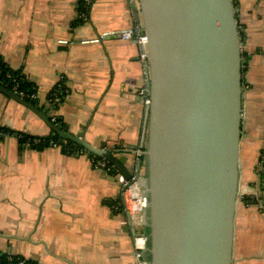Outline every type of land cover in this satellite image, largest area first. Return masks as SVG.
<instances>
[{
  "label": "crops",
  "instance_id": "obj_1",
  "mask_svg": "<svg viewBox=\"0 0 264 264\" xmlns=\"http://www.w3.org/2000/svg\"><path fill=\"white\" fill-rule=\"evenodd\" d=\"M0 0V60L36 90L73 136L85 134L127 162L135 174L147 106L139 96L145 71L136 42L108 34L140 25L137 0ZM243 58L241 201L258 197L264 150V0H235ZM86 14V20L81 18ZM101 37V38H100ZM66 40L69 45H60ZM99 40L97 43H84ZM67 95L49 105L52 91ZM0 254L37 264H138L144 235L135 206L122 205L115 173L96 169L90 155L61 145L39 149L18 139L54 137L33 112L0 93ZM236 218L235 264H264V210L244 206ZM128 215L132 218L130 228ZM147 249V243H146ZM145 249V250H146ZM143 258L147 262L146 252Z\"/></svg>",
  "mask_w": 264,
  "mask_h": 264
},
{
  "label": "water",
  "instance_id": "obj_2",
  "mask_svg": "<svg viewBox=\"0 0 264 264\" xmlns=\"http://www.w3.org/2000/svg\"><path fill=\"white\" fill-rule=\"evenodd\" d=\"M133 10L149 40L151 99L135 174L132 158L73 136L1 85L0 93L79 152L110 162L130 185L137 177L148 202L141 222L146 264H235L244 102L235 0H137Z\"/></svg>",
  "mask_w": 264,
  "mask_h": 264
},
{
  "label": "built area",
  "instance_id": "obj_3",
  "mask_svg": "<svg viewBox=\"0 0 264 264\" xmlns=\"http://www.w3.org/2000/svg\"><path fill=\"white\" fill-rule=\"evenodd\" d=\"M91 0H84V7L88 8L91 5ZM81 18L86 20V14H82ZM110 37H119L122 40H126V41H134L136 42L137 46H138V50H139V62L142 65V67L144 68L145 71V78L141 80V84H140V90L138 92L139 96L142 97L144 99V103L146 106H150L151 105V99L149 97L148 94V88H147V81H148V74H147V69L149 66V52H148V46H149V40L148 38L142 34V28L140 25L133 27L131 29H127V30H120L118 32H113L108 34ZM99 42V40H94V41H87L84 42L86 44L88 43H97ZM58 43L60 45H69V42L66 40H59ZM7 78L9 80H11L12 85H13V93L16 94L19 98L25 100L27 98H31L32 100L36 99V95H31L28 96L24 91L20 90V85L18 82V78L13 76L11 73L7 74ZM60 104V98L57 96V94L55 95V98L52 102V106L53 107H57ZM55 120H53L54 122ZM0 136H7V133L4 131H0ZM23 136H18V139H23ZM28 146H32V144H41L40 140H34L33 142L31 140H27L26 141ZM138 157L139 158H143L142 152H138ZM99 158V159H97ZM96 156L94 158H92V162L94 164V167L96 169H100V170H104L110 173H115L117 176V180L118 183L121 186L122 189V199L124 202V207H122V205L116 206V212L120 211L123 209V211L125 213H130L132 210V207L134 208L135 206L139 207V209L142 211H144L147 207V199L142 196V194L140 193V189L138 186V182H137V177L134 175L132 180H136V182H134L133 184L130 185V182L127 181L124 176L122 174H120V172H118V170L107 160L102 159L100 157ZM261 171H264V150L263 153L260 157V161L258 164V170H257V188H260V173ZM251 199H254L256 201H258L257 204L253 205L250 202L245 201L246 206H256L259 209H263L262 203L259 201L260 196L258 197H250ZM264 210V209H263ZM140 222H142V216L140 217ZM137 244H138V253H137V260H138V264H146L147 262L144 260L143 258V252L146 249V243H147V239L146 236L144 235H140L139 237H137L136 239ZM8 264H28L26 260L18 258L16 259L13 256H8L7 258ZM0 264H2L1 259H0Z\"/></svg>",
  "mask_w": 264,
  "mask_h": 264
},
{
  "label": "trees",
  "instance_id": "obj_4",
  "mask_svg": "<svg viewBox=\"0 0 264 264\" xmlns=\"http://www.w3.org/2000/svg\"><path fill=\"white\" fill-rule=\"evenodd\" d=\"M139 23V22H138ZM11 73L13 76L18 78V82L20 85V90L24 91L28 96L31 95H36V90L35 88L32 86V84L28 81L27 77L22 75L21 72H15L11 69H9L1 60H0V85L3 86L4 88H6L9 91H13V85L11 80H9L7 78V74ZM57 94V96L60 98V103L65 99V96L67 95L66 89L64 87V85H61L60 88L56 87L52 93L49 96V105L51 107L52 106V102L55 98V95ZM26 101L32 103V104H36L37 100H32L31 98H27L25 99ZM38 109L41 110L42 112H46L49 116L48 110L45 111L43 108H40L38 105ZM51 118V120L53 121V118L51 116H49ZM54 123L63 128V130H65L66 128L63 126L62 123H60L58 120L54 121ZM1 131V130H0ZM8 134V132H6ZM18 136H23V139H20L22 143H26L27 140H31L32 142L34 140H40L41 144H32L33 148H39V149H44L47 147H50L52 145H61L63 146V148L66 150V152L70 153V154H80L79 150L81 149L79 146L75 145L74 143L70 142V141H65V140H61L59 139L57 136L54 137H48V138H42V139H34V138H30L28 136L22 135V134H17ZM91 159L95 157V155H90ZM98 156H96L97 158ZM99 159V158H97ZM143 159V158H142ZM260 173V188H259V201L262 203L263 209H264V171L259 172ZM244 200L253 204H257L258 201L251 199L250 197H244ZM10 255H2L0 254V259L2 264H8L7 258ZM15 257V256H13ZM16 259L21 258V257H15ZM23 259V258H21ZM26 260V259H24ZM28 264H37L35 262L26 260Z\"/></svg>",
  "mask_w": 264,
  "mask_h": 264
},
{
  "label": "rangeland",
  "instance_id": "obj_5",
  "mask_svg": "<svg viewBox=\"0 0 264 264\" xmlns=\"http://www.w3.org/2000/svg\"><path fill=\"white\" fill-rule=\"evenodd\" d=\"M241 199H242V198H241ZM242 203H243L244 206H246V204H245V200H244V199H243V202H242ZM251 204H253V203H251ZM253 205H255V204H253ZM253 205H252V206H253ZM246 207H248V206H246ZM132 208H133V207H132Z\"/></svg>",
  "mask_w": 264,
  "mask_h": 264
}]
</instances>
